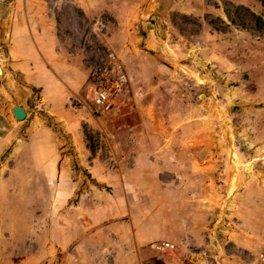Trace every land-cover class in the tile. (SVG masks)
<instances>
[{
	"label": "rangeland",
	"instance_id": "obj_1",
	"mask_svg": "<svg viewBox=\"0 0 264 264\" xmlns=\"http://www.w3.org/2000/svg\"><path fill=\"white\" fill-rule=\"evenodd\" d=\"M45 1L62 9V0ZM96 1L104 9L91 13L76 1L69 42L87 75L97 54L111 50L129 78L107 114H90L87 84L72 102L89 116L82 126L88 164L100 165L88 174L74 160L83 183L56 202L32 164L8 175L6 150L0 264H253L264 247V0ZM33 92L0 98V113L15 127L26 122L12 115L17 102L42 114ZM55 130L72 154L70 137ZM136 137L162 142L144 144L155 162L154 190L120 185L119 165L131 166ZM190 163L207 171L200 185L179 172ZM133 215L143 225L157 218L162 237L138 249L122 242L121 226ZM161 242L172 249L155 250Z\"/></svg>",
	"mask_w": 264,
	"mask_h": 264
},
{
	"label": "crops",
	"instance_id": "obj_2",
	"mask_svg": "<svg viewBox=\"0 0 264 264\" xmlns=\"http://www.w3.org/2000/svg\"><path fill=\"white\" fill-rule=\"evenodd\" d=\"M76 1L82 2L86 13L104 9L101 2L96 0H62V9L58 6L59 2H51L49 9L45 0H0L3 7L0 12V98L5 102L21 95L30 96L36 91L40 97L36 107L42 110L40 114L35 110L30 111L22 103L11 105V111L17 106L26 112V122L16 127L12 123L13 118L0 113V157L9 150V176L18 174L15 168H23L21 164L35 166L38 177L45 181L50 191L57 192L56 202L59 192H73L78 190L81 181L83 183L74 170V160L88 174L100 165L98 159L93 160L92 167L88 164H92V161L84 143L82 126L89 116L72 105L87 80L85 64L76 57L72 39L69 42V32L73 31L74 25L68 22V14H73ZM59 11H62L61 17L67 14L66 23L59 22ZM53 15H56L55 19ZM48 120L70 137L72 154L61 147L62 141L55 126L48 124ZM178 140L185 149L190 144L186 136ZM132 142L137 146H133L129 152L131 166L126 167L122 161L117 172L120 185L136 190L145 185V190H154V183H150L149 178L156 174V168L148 148H152L150 143L159 144L161 141L156 137H136ZM164 149L165 146L159 152L160 158L166 156ZM179 172L189 174L195 185L197 182L200 185L199 181L207 171L203 165L190 163L188 167L184 164V170ZM8 175L6 183L9 181ZM66 194L62 193L60 197L64 199ZM132 219V222L121 226L122 242H129L138 249L162 237L157 218L146 221L145 225L135 216Z\"/></svg>",
	"mask_w": 264,
	"mask_h": 264
},
{
	"label": "built area",
	"instance_id": "obj_3",
	"mask_svg": "<svg viewBox=\"0 0 264 264\" xmlns=\"http://www.w3.org/2000/svg\"><path fill=\"white\" fill-rule=\"evenodd\" d=\"M92 116H102L109 113L116 100L128 88L129 78L120 57L111 50L97 54L86 80ZM157 251L172 249L166 242L154 246ZM253 264H264V247L257 250Z\"/></svg>",
	"mask_w": 264,
	"mask_h": 264
},
{
	"label": "water",
	"instance_id": "obj_4",
	"mask_svg": "<svg viewBox=\"0 0 264 264\" xmlns=\"http://www.w3.org/2000/svg\"><path fill=\"white\" fill-rule=\"evenodd\" d=\"M2 10H3V7L0 6V12H2ZM1 77H2V71L0 68V78ZM12 115L16 121H23L26 119V112L22 108L17 107V106H14L12 108Z\"/></svg>",
	"mask_w": 264,
	"mask_h": 264
}]
</instances>
